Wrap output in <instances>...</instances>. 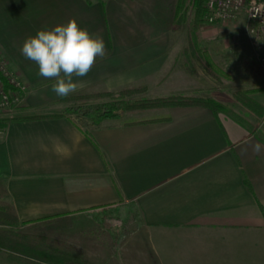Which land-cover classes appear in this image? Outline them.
Returning <instances> with one entry per match:
<instances>
[{
    "label": "crops",
    "instance_id": "0c3cea01",
    "mask_svg": "<svg viewBox=\"0 0 264 264\" xmlns=\"http://www.w3.org/2000/svg\"><path fill=\"white\" fill-rule=\"evenodd\" d=\"M175 11L176 0H0V50L28 87L16 115L50 116L0 132V177L21 221L126 210L138 224L120 243L122 264H264V143L253 133L199 106L85 129L20 50L37 30L75 18L103 37L106 55L73 77L74 93L157 78L168 95H196L170 52Z\"/></svg>",
    "mask_w": 264,
    "mask_h": 264
},
{
    "label": "trees",
    "instance_id": "16d2710c",
    "mask_svg": "<svg viewBox=\"0 0 264 264\" xmlns=\"http://www.w3.org/2000/svg\"><path fill=\"white\" fill-rule=\"evenodd\" d=\"M89 4L102 3L107 0H86ZM208 0H176L174 19L175 29H180L188 22L191 45L201 50L200 58L212 75L224 74L217 66L207 49L202 47V30L209 24L207 20ZM202 47V49H201ZM186 50V53H190ZM186 66V65H185ZM191 67H187V70ZM6 88L11 86L5 79ZM12 88V87H11ZM146 86H125L117 92L112 91H79L62 97L58 102H79L87 105L84 114L92 125H99L106 119H121L125 124H140L166 121L170 119L169 109L173 107H206L218 116L224 114L253 133L264 143V130L256 127L247 115L238 113L230 104L205 94L185 95L181 93L157 97L143 96ZM264 88V87H259ZM257 90L245 89L234 92V101L245 108L257 119L264 120V105L258 102L253 94ZM110 97L109 101L103 99ZM99 99L102 102H96ZM22 107H20L21 109ZM50 116L33 115L14 117L0 113V132L15 120L43 118ZM247 183L248 178L245 177ZM9 192L0 177V252L6 253L10 259L35 264H89L84 253L76 245L66 242L54 235V231L65 229L71 225V218L65 214L34 221H21L14 204L9 200ZM35 229V231H28Z\"/></svg>",
    "mask_w": 264,
    "mask_h": 264
},
{
    "label": "rangeland",
    "instance_id": "374dc122",
    "mask_svg": "<svg viewBox=\"0 0 264 264\" xmlns=\"http://www.w3.org/2000/svg\"><path fill=\"white\" fill-rule=\"evenodd\" d=\"M254 29L260 30V36H255V33L252 32ZM170 35V52L179 56L181 67L185 64L186 66H183L185 70L192 72V86L198 89L196 95H210L232 105L238 113L246 114L248 119L253 120L257 128L264 130V120L255 118L233 99L234 92L255 88L257 92L253 94V97L264 105L262 103L264 101V88H259L264 87V62L260 60L264 57V28L249 21L246 15H241L235 20L205 25L202 30V47L208 50L217 66L223 69L224 74L220 76L212 75L208 71L201 61V50L192 47L188 22L183 24L180 29L173 28ZM186 50H190V53H186ZM187 67H191V70H187ZM150 79L114 89L96 87L87 89L85 92H101L104 90L117 92L125 86L133 85L146 86L143 96L157 97L168 95V88H155L152 86L153 81H159V79ZM165 79L166 77L161 78L160 82ZM167 82L165 81V87H167ZM109 99L110 97L103 100L109 101ZM96 102L102 101L97 99ZM23 105L24 102L20 107ZM89 106L81 105L79 102H63L61 112L87 129L92 125L91 120L84 114ZM2 114L9 117L16 116V114ZM123 117L125 115L121 119H117L118 122H121ZM125 211L112 209L106 215L102 212L103 215L99 214V216L94 212L75 215L73 216L74 218L70 217L72 220L70 226L54 231V235L79 247L89 264H122V254L119 253L120 243L135 230L138 224L136 221L133 223L126 221ZM28 231H35V229ZM131 262L132 264H142L139 257ZM0 264L35 263L14 261L6 253L0 252ZM126 264L130 263L127 261Z\"/></svg>",
    "mask_w": 264,
    "mask_h": 264
},
{
    "label": "clouds",
    "instance_id": "9594fccd",
    "mask_svg": "<svg viewBox=\"0 0 264 264\" xmlns=\"http://www.w3.org/2000/svg\"><path fill=\"white\" fill-rule=\"evenodd\" d=\"M20 50L37 65L39 76L54 80L52 91L59 97H67L77 90L73 77L87 76L97 58L105 57L106 44L102 36L90 33L75 18H70L66 23L29 35Z\"/></svg>",
    "mask_w": 264,
    "mask_h": 264
},
{
    "label": "built area",
    "instance_id": "2783aa9c",
    "mask_svg": "<svg viewBox=\"0 0 264 264\" xmlns=\"http://www.w3.org/2000/svg\"><path fill=\"white\" fill-rule=\"evenodd\" d=\"M207 9L209 24L235 20L241 15H246L249 21L264 28V0H208ZM252 32L255 36H260V30L254 29ZM260 60L264 62V57ZM5 79L12 88H6ZM27 91V85L11 69L0 50V112L17 114L25 101Z\"/></svg>",
    "mask_w": 264,
    "mask_h": 264
}]
</instances>
